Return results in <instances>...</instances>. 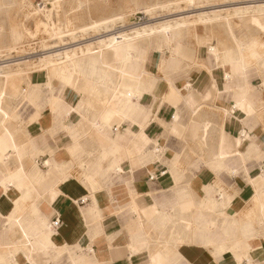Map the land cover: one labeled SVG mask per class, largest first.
Segmentation results:
<instances>
[{
    "label": "crops",
    "instance_id": "0c3cea01",
    "mask_svg": "<svg viewBox=\"0 0 264 264\" xmlns=\"http://www.w3.org/2000/svg\"><path fill=\"white\" fill-rule=\"evenodd\" d=\"M111 60L0 84V264H264V41Z\"/></svg>",
    "mask_w": 264,
    "mask_h": 264
},
{
    "label": "bare ground",
    "instance_id": "6f19581e",
    "mask_svg": "<svg viewBox=\"0 0 264 264\" xmlns=\"http://www.w3.org/2000/svg\"><path fill=\"white\" fill-rule=\"evenodd\" d=\"M183 1L189 7L200 3L202 0ZM47 2L50 3V6H40L37 4L39 10L48 19H52L51 17L55 13V16L62 23L63 30H61L60 26L54 27L53 25L49 32V38L53 40L50 43L52 45L44 49L42 48V50L47 51L53 48H60L45 52L43 55L41 54L36 60L28 58V61H26L27 57H25L15 61L0 62V84L6 85L10 83L16 75L25 73V67H31L32 65L46 68V77H48L49 81L52 76L63 74L64 71L82 69L96 71L101 75L100 79H105L104 74L106 70H119L121 72V62L111 60V53L116 47L129 42L135 45H142L147 51L157 46L171 47L180 42L181 37L189 31H192L196 44L206 46L209 53L215 55L219 53L228 59L232 58L233 55L242 57L246 50L249 51L250 42L252 41L242 40L237 36L233 29L232 17L248 16L255 21L262 22L261 27L264 30V1H253V3L250 1L251 3L246 2L247 4L244 5L237 4L230 7H214L210 10L190 12L189 14L185 13L184 15L164 19L159 18L157 21H147L146 23L136 24L127 28L118 27V29H114L115 24L120 23L123 25L127 20L128 12L123 8H120L116 12L110 11L95 19L90 17V9L87 7L89 0H48ZM178 2L179 0L154 1L141 5L138 1H134V8H130V10H140L149 15V18H152L158 8H166L169 11L171 10V6ZM14 3V0H0V11H7V8L11 7ZM29 4L32 5L31 3ZM99 31L106 33L90 41L71 47L61 46L65 44V41L68 39L67 37H69V40L72 39L74 41L78 36L84 38ZM214 39L217 42L216 46L211 44ZM3 42L0 39V57L4 51V44H1ZM242 46H244V50L241 49ZM6 49L8 52V50L16 49V46L10 45ZM254 56L258 58L260 55L254 52ZM147 57L148 61L149 55ZM62 78L68 83L71 77ZM8 88L6 87V89ZM3 89H5L4 86Z\"/></svg>",
    "mask_w": 264,
    "mask_h": 264
},
{
    "label": "rangeland",
    "instance_id": "374dc122",
    "mask_svg": "<svg viewBox=\"0 0 264 264\" xmlns=\"http://www.w3.org/2000/svg\"><path fill=\"white\" fill-rule=\"evenodd\" d=\"M14 1L15 3L11 7L7 8V12L0 11V27H1L0 39L4 41L3 43H1L2 45L4 44L3 45L4 51L2 52L1 57H0L1 63L19 60V59L25 58L26 56L28 57L31 56L33 59L36 60L41 53L46 52L45 50H42V48L44 49L45 47L52 45L50 43L53 40L49 38V32L51 30V27L53 25L54 27L60 26L61 30H63V26H61L62 23L61 21L58 20V17L55 16V13L52 15L51 17L52 19H48L46 16H44L43 12L39 10V6H38L39 4L40 6H43V5L50 6V3L47 2L48 0L32 1V5H30L28 12H24L27 6L25 7L23 4H20L21 0H14ZM134 1H138L142 5L143 3L154 2V1L155 2H165L167 0H129V1L128 0H89L87 7L88 9H90L91 18H99L109 13L110 11L116 12L120 8H123L124 10H126V12H128L126 23H124L123 25H121L120 23H116L114 29H118V27L127 28V27L134 26L136 24L139 25V24L146 23L147 21H153V20L157 21L159 20V18L164 19L167 17L169 18L172 16L175 17L178 15H184L185 13L189 14L190 12L192 13V12H197V11L206 10V9L210 10L211 8L213 9L214 7L215 8L230 7V6H235L237 4L244 5V4H247L246 2L253 3V1L262 2L264 0H226V1L225 0H207V1L202 0L200 3H196L195 5L189 6V7L185 5V2L183 0H179L177 4H174L171 6V10L169 11H167L168 9L166 8H158L156 12L153 14L152 18H149V15H146L140 10H136V11L130 10V8L131 9L134 8ZM175 7H178V8H175ZM232 22H233L234 31L236 32L237 36L241 38L242 40L255 41L258 46L264 41V30L261 27L262 22L255 21L254 19L248 16H245V17L233 16ZM251 25L258 26L260 28V31L262 32H256L255 31L256 29H254V27H252ZM103 32L104 31L102 32L99 31L91 35H88L84 38H81L80 36H78L75 38L74 41H72V39L69 40V37H67L68 39L65 41V44L61 46L71 47L79 43H84V42L90 41L106 33V32L104 33ZM187 33L184 35L186 36ZM255 35L257 36L253 38ZM16 39L17 41H19L17 44L14 43V40ZM13 44L16 46V49L8 50L7 52V49H6L7 46H10ZM59 48H53V49L47 50V52H50V51H53ZM23 49H25L26 51ZM38 68H41V67L32 65V69H38Z\"/></svg>",
    "mask_w": 264,
    "mask_h": 264
},
{
    "label": "built area",
    "instance_id": "2783aa9c",
    "mask_svg": "<svg viewBox=\"0 0 264 264\" xmlns=\"http://www.w3.org/2000/svg\"><path fill=\"white\" fill-rule=\"evenodd\" d=\"M38 4H39V3H38ZM58 223H59V220H58L57 218H55V219L53 220V222H52V225H53V226H57Z\"/></svg>",
    "mask_w": 264,
    "mask_h": 264
}]
</instances>
